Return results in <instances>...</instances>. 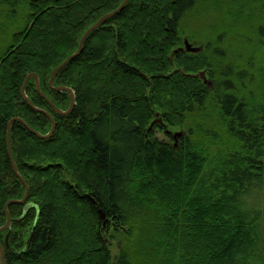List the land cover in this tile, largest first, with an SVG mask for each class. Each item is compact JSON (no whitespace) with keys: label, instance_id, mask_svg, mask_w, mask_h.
I'll return each instance as SVG.
<instances>
[{"label":"trees","instance_id":"obj_1","mask_svg":"<svg viewBox=\"0 0 264 264\" xmlns=\"http://www.w3.org/2000/svg\"><path fill=\"white\" fill-rule=\"evenodd\" d=\"M122 1L0 0V227L25 193L8 121L51 128L22 99L25 77L67 110L51 72ZM184 38L202 51L173 54ZM53 87L74 91L70 114L34 79L24 89L50 138L10 128L28 195L8 207L5 264H264V0H129Z\"/></svg>","mask_w":264,"mask_h":264},{"label":"water","instance_id":"obj_2","mask_svg":"<svg viewBox=\"0 0 264 264\" xmlns=\"http://www.w3.org/2000/svg\"><path fill=\"white\" fill-rule=\"evenodd\" d=\"M129 0H123L122 3L118 6V8H116L115 10H113L112 12H109L105 15H103L102 17H100L91 27H89L85 32L84 34L81 36L80 40H79V43H78V47H77V50L71 54L70 56H68L61 64H59L50 74L49 76V80H48V86L51 90L55 91V92H64V93H67L68 97H69V106L67 108V110L63 111L59 108H57L47 97L46 95H44L40 89V86H39V80H38V77L36 74L34 73H30L29 75H27L21 85V88H20V94H21V97L22 99L27 103V105L35 112L37 113H40V114H43L50 122L51 124V128L49 130V132L45 135H41L39 132L35 131L34 129H32L31 127H29L22 119L20 118H12L8 121L7 123V128H6V143H7V154H8V158H9V162H10V165H11V168L13 170V173L15 174V176L18 178V180L21 182V184L24 186L25 188V193H24V196L22 198V200H11L9 202H7L4 206V214H5V224L4 226L0 227V232L2 231H5L7 230V234L5 236V239H4V248L6 249V251L8 253H13L9 247V244H8V238L9 236L11 235V231L9 230L10 228V225H11V219H10V216H9V213H8V207L9 205H12V204H24L26 199H27V195H28V186L26 185L24 179L20 176V174L18 173L17 171V168H16V165L13 161V158H12V155H11V144H10V128H11V125L12 123L14 122H18L20 123L22 126H24L32 135L36 136L37 138L39 139H48L52 136L53 132H54V129H55V122L52 118V116L45 110H42V109H39L37 107H35L32 102L30 101V99L25 95V92H24V89H25V86L27 84V82L32 78L34 79V84H35V89L38 93V95L40 97H42L50 106V108L52 109V111L58 115H61V116H66L68 114L71 113V111L73 110V107L75 105V95H74V92L72 91V89L70 88H67V87H53V81L55 79V76L58 74V72L63 69L68 63L72 62L75 58H77L81 51H82V48H83V44H84V41L86 40V38L93 32L95 31L103 22L117 16L118 14H120L123 9L125 8L126 4L128 3ZM181 51H186V52H189V53H194L196 52L195 49H193L192 47H190V45L188 44V42H184V46L182 48H179L177 50H175L173 52V54H177L178 52H181ZM200 78L204 81V83L207 85V86H210L211 83L210 82H207L205 77H204V73H201L200 74ZM157 117V115H156ZM155 124H161V121L160 120H154L149 128H148V132H150V130L152 129V127L155 125ZM181 134H175L174 135V139H176L178 136H180ZM25 213V212H24ZM100 214V212H99ZM24 215V214H23ZM101 218H102V215L100 214ZM29 243V240L27 241V244L26 246L28 245ZM24 251V250H23ZM0 264H5V258H4V252H3V246L0 244Z\"/></svg>","mask_w":264,"mask_h":264},{"label":"rangeland","instance_id":"obj_3","mask_svg":"<svg viewBox=\"0 0 264 264\" xmlns=\"http://www.w3.org/2000/svg\"><path fill=\"white\" fill-rule=\"evenodd\" d=\"M187 24H188V22H187ZM190 27L188 28V29H190L191 31H193L194 33L195 32H197V33H199V32H205L204 31V28L205 29H207L208 28V25L206 26V22H204V21H199V20H194V21H190ZM202 35H203V33H202ZM184 42H188V44L190 45V47H192L193 49H195L196 50V52H194V53H198L199 51L201 52L202 51V49H203V47H204V42H200V41H187V39H183V45H184ZM183 47V46H182ZM99 53V52H98ZM173 55V54H172ZM201 73H204V77H205V71H201V72H199L198 74H188V73H185V72H183L182 71V73L181 74H183L184 76H193V77H199L200 78V74ZM201 79V78H200ZM205 79H206V81L207 82H210L206 77H205ZM49 80V79H48ZM202 80V79H201ZM203 81V80H202ZM203 83H204V81H203ZM205 84V83H204ZM206 85V84H205ZM73 91V90H72ZM74 92V91H73ZM61 110H63V109H61ZM63 111H65V109L63 110ZM156 115H157V117H156ZM154 120H160L161 121V118L159 117V113H155L154 114V119L152 120V122L154 121ZM151 122V123H152ZM150 123V124H151ZM155 125H157V124H155ZM154 125V126H155ZM150 126V125H149ZM153 126V127H154ZM152 127V128H153ZM149 128V127H148ZM175 134H182V131L181 130H176L175 132H174V134L173 135H175ZM14 161V160H13ZM110 250H111V255H112V263L115 261V258H116V256H117V254H118V251H119V241H113V243H112V245H111V247H110Z\"/></svg>","mask_w":264,"mask_h":264}]
</instances>
